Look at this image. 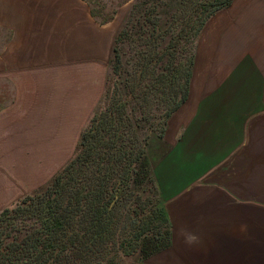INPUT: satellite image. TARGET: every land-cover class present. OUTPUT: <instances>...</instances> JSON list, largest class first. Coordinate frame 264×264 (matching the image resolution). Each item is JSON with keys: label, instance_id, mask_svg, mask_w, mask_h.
<instances>
[{"label": "crops", "instance_id": "obj_1", "mask_svg": "<svg viewBox=\"0 0 264 264\" xmlns=\"http://www.w3.org/2000/svg\"><path fill=\"white\" fill-rule=\"evenodd\" d=\"M29 38H12L0 55V212L51 173L12 169V136H42L43 118L57 124L61 108L72 120L66 123L81 109L89 121L102 94L91 91L92 75L83 106H58L57 82L71 92L74 78L59 80L55 67L43 68ZM93 67L92 74L100 70ZM153 141L171 242L141 264H264V0H233L205 22L187 98ZM181 228L199 243H184Z\"/></svg>", "mask_w": 264, "mask_h": 264}, {"label": "trees", "instance_id": "obj_2", "mask_svg": "<svg viewBox=\"0 0 264 264\" xmlns=\"http://www.w3.org/2000/svg\"><path fill=\"white\" fill-rule=\"evenodd\" d=\"M232 2L192 0L195 19H183L164 45L158 41H165L170 30L163 32L152 18L157 5L141 11L136 26L139 47L145 49L120 82L119 44L126 28L117 34L109 104L92 115L74 155L43 191L22 196L0 212V264H123L126 258L142 263L169 248L170 228L147 152L150 133L163 137L168 118L187 98L199 32ZM151 97L157 107L163 105L157 128L148 124L145 109ZM143 131L147 136H138Z\"/></svg>", "mask_w": 264, "mask_h": 264}, {"label": "rangeland", "instance_id": "obj_3", "mask_svg": "<svg viewBox=\"0 0 264 264\" xmlns=\"http://www.w3.org/2000/svg\"><path fill=\"white\" fill-rule=\"evenodd\" d=\"M191 1L0 0V55L3 54V47L12 38L31 37L26 41L27 47L30 45L35 50L36 44L35 52L40 53L38 58L42 59L43 68L50 65L55 67L59 80L74 78L75 84L71 92L70 86L64 80L57 82L56 92L52 94L57 105L66 106L74 102L83 106L90 97L89 82L93 75L92 81L95 83L91 91L102 93L94 112L99 113L105 104L107 105L112 94L114 79L111 74L110 59L113 40L117 34L126 28L127 36L119 44L122 60V76L118 79L120 82L133 72V67L140 59L139 52L145 49L139 47L141 41L136 26L141 11L152 9L155 4L157 5L152 18H157V24L163 32L170 30L165 35V41H158L164 45L168 43L172 33L177 32L183 19L187 20L190 16L194 18L191 13L193 10ZM142 2L146 3L141 7ZM132 26H136L134 30H130ZM143 29L147 30L148 27L144 26ZM146 35L147 33L143 34V37ZM184 44L181 42L180 49ZM187 48L189 49L185 47L186 50ZM95 64H99L100 70L92 74ZM43 93L45 98V92ZM156 104L154 100L150 106L145 107L149 118L148 124L154 123L155 128L162 122V118L159 117L164 112L163 105L157 107ZM58 112L57 124L53 119H48L53 122L48 124L47 118H43L42 136L11 138L12 169L22 166L27 170L28 175L51 169L46 182L27 194L33 195L36 191H43L53 176L68 163L76 151L80 133L88 123L87 115L82 109L76 110L74 124L66 123L72 121L65 118L66 110L61 108ZM133 115L135 118L138 117L137 111L133 112ZM147 134V131H143L138 136L144 137ZM155 134L157 135V132L150 133L147 147L149 155L152 146L150 144L154 142ZM18 162L19 166H16ZM123 264L141 263L135 258H126Z\"/></svg>", "mask_w": 264, "mask_h": 264}, {"label": "clouds", "instance_id": "obj_4", "mask_svg": "<svg viewBox=\"0 0 264 264\" xmlns=\"http://www.w3.org/2000/svg\"><path fill=\"white\" fill-rule=\"evenodd\" d=\"M178 238H182L183 239V242L186 243V244H194V243H199V238L192 234V233H189L187 232L185 229L181 228L178 233Z\"/></svg>", "mask_w": 264, "mask_h": 264}]
</instances>
